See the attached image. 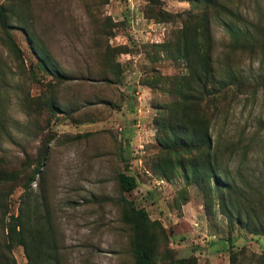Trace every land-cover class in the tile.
I'll return each mask as SVG.
<instances>
[{"label": "rangeland", "instance_id": "1", "mask_svg": "<svg viewBox=\"0 0 264 264\" xmlns=\"http://www.w3.org/2000/svg\"><path fill=\"white\" fill-rule=\"evenodd\" d=\"M204 7L0 0V264H135L132 208L148 216L158 264H264V59L234 47L213 11L217 76L245 81L200 100L183 54L204 37L183 18L201 20ZM241 7L264 19V0ZM196 131L210 149L176 142ZM208 161L230 193L205 174ZM21 215L24 241L12 240Z\"/></svg>", "mask_w": 264, "mask_h": 264}, {"label": "trees", "instance_id": "2", "mask_svg": "<svg viewBox=\"0 0 264 264\" xmlns=\"http://www.w3.org/2000/svg\"><path fill=\"white\" fill-rule=\"evenodd\" d=\"M192 2L197 5L205 4L203 15L204 17L199 18L198 15L193 13H188L184 16V20L189 23L199 24V27H194V29H187L189 26H185L186 30L195 34V39L198 38L197 35L204 37L199 40V42L193 47V49L186 48L184 50L183 58L188 64V68L191 70V76L197 80L198 85L200 86V100H203L205 97H209L211 92L217 87L228 89L230 85L244 86V77L238 73V71H228L226 76L219 78L215 70V59L213 53V36L211 32L212 28V12L215 11L221 14L217 16L220 25L223 27L232 45L238 49L250 50V54L253 57L259 55L264 59V19L257 17L256 19L251 18L249 15L245 14L243 8L241 7V0L237 1V5L232 8L227 4L219 0H185ZM202 15V16H203ZM200 21V23H199ZM2 23L4 27H8V21L5 17H2ZM185 24V23H184ZM187 32V31H186ZM185 32V33H186ZM31 45L34 48L35 54L38 57L39 61L45 67V70L51 75L55 73L54 66L49 59V56L46 52L41 50V48L36 47L33 44L31 38ZM264 83V79H263ZM243 88V87H241ZM230 90V89H229ZM227 90V91H229ZM198 132H193L188 135L186 138H182L180 135H176V142L180 143L183 141L189 145V143H199L202 144L207 140L206 146L207 149H210L211 138L208 132H203L197 134ZM195 145V144H191ZM205 174L213 173L211 177L215 178L216 182L221 185V189L232 191L230 185H227V181L212 167V163L208 161L206 163V168L204 169ZM119 182L122 186L123 191L130 192L136 188V180L134 177H130L126 174H121L119 176ZM227 200L226 196H224ZM227 203L224 201L223 206L225 207ZM227 215L233 219V216L236 215L237 221L240 223H245V221L250 218H244L243 213L235 212L233 208H224ZM132 214L127 215L126 221L129 224H133L138 229L137 235V244L133 252L135 258V264H158L156 261L157 253L154 246V239L151 235L147 234L146 230L140 222L143 220L148 221V216L143 210H135L132 208ZM252 219V218H251ZM250 219V220H251ZM249 220V221H250ZM260 223L258 226H255L257 231H261L264 235V222L259 220ZM25 221L23 220L22 215L20 216V222L17 227H20V231L17 230V227L11 228V234L14 235L12 240L19 239L24 241L25 238ZM248 225H251L249 222ZM37 264H40L39 262ZM46 264V263H43Z\"/></svg>", "mask_w": 264, "mask_h": 264}]
</instances>
